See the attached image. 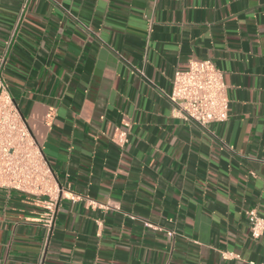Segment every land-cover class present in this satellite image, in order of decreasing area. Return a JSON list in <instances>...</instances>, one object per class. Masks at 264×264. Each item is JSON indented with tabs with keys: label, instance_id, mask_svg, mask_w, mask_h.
Wrapping results in <instances>:
<instances>
[{
	"label": "crops",
	"instance_id": "crops-1",
	"mask_svg": "<svg viewBox=\"0 0 264 264\" xmlns=\"http://www.w3.org/2000/svg\"><path fill=\"white\" fill-rule=\"evenodd\" d=\"M206 58L208 130L164 96ZM0 70L60 188H0V264H264V0H0Z\"/></svg>",
	"mask_w": 264,
	"mask_h": 264
},
{
	"label": "built area",
	"instance_id": "built-area-1",
	"mask_svg": "<svg viewBox=\"0 0 264 264\" xmlns=\"http://www.w3.org/2000/svg\"><path fill=\"white\" fill-rule=\"evenodd\" d=\"M173 109L184 119L208 130L212 122L228 118L229 100L222 71L209 58L191 59L186 69H176L171 90L164 93ZM114 141L126 142V133L118 131ZM0 188L15 190L42 202L46 209L43 224L53 222L60 188L25 116L11 95L0 70ZM252 237L260 236L264 220L255 210L247 211Z\"/></svg>",
	"mask_w": 264,
	"mask_h": 264
}]
</instances>
